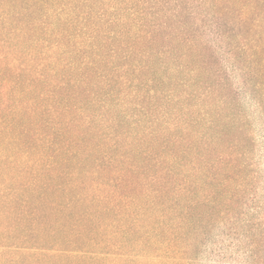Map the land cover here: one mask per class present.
Returning <instances> with one entry per match:
<instances>
[{"label":"trees","instance_id":"trees-1","mask_svg":"<svg viewBox=\"0 0 264 264\" xmlns=\"http://www.w3.org/2000/svg\"><path fill=\"white\" fill-rule=\"evenodd\" d=\"M141 1L121 0L132 15ZM81 2L0 0V264H195L213 226L258 199L250 120L235 115V134L211 133L213 116L199 132L186 123L168 154L161 137L130 152L92 132L85 96L100 63L56 50L57 16L87 18ZM205 2L235 15L264 119V0Z\"/></svg>","mask_w":264,"mask_h":264},{"label":"rangeland","instance_id":"rangeland-1","mask_svg":"<svg viewBox=\"0 0 264 264\" xmlns=\"http://www.w3.org/2000/svg\"><path fill=\"white\" fill-rule=\"evenodd\" d=\"M117 5L122 12H116ZM138 5L145 12L132 15L121 0L110 1L104 11L95 0H82L75 11H90L87 18L70 17V10L57 16L67 31L56 50L78 61L95 59L96 68L100 63L93 89L85 96L94 117L90 130L108 135L111 144L130 152L139 145L149 148L148 141L161 137L168 154L173 145L167 137L185 130L186 123L199 132L213 116L211 133L227 129L235 134V115L245 113L255 140L250 169L261 174L258 199L238 208L245 215L213 226L195 264H264L262 91H255L260 78L252 50L238 35L235 15L228 14L227 6L205 0H142ZM112 16L118 19L111 21Z\"/></svg>","mask_w":264,"mask_h":264}]
</instances>
